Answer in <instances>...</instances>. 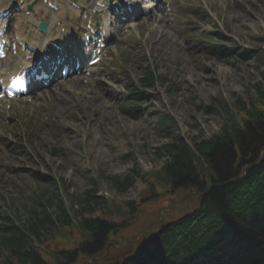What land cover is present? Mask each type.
<instances>
[{"label": "rangeland", "instance_id": "374dc122", "mask_svg": "<svg viewBox=\"0 0 264 264\" xmlns=\"http://www.w3.org/2000/svg\"><path fill=\"white\" fill-rule=\"evenodd\" d=\"M184 3L188 12L197 11L194 18L184 17L183 11L176 14ZM153 12L160 13L141 14L110 43L102 73L88 83L55 85L40 98L32 96L35 104L24 107V101H16L0 115V213L11 211L24 223L43 203L57 216L52 203L61 195L77 219L106 216L102 210L111 201L127 208L115 221L123 218L130 225L106 236V243L115 245L93 258L76 252L70 264H113L133 255L162 226L198 209L205 193L186 188L155 197L150 193L155 181L150 174L164 161L159 148L170 135L181 134L193 143L196 137L217 133L225 107L232 108L239 97L248 98L259 84L264 89V63L258 56H264V0H175L165 21ZM217 41L227 50L214 47ZM148 67L162 75L163 82L144 90L147 100L139 112L124 110L125 95L141 89L140 78ZM160 115H170V135L161 132ZM133 167L144 178L118 191L111 178L122 180ZM32 171L50 180H38ZM129 203L133 210L126 217Z\"/></svg>", "mask_w": 264, "mask_h": 264}, {"label": "trees", "instance_id": "16d2710c", "mask_svg": "<svg viewBox=\"0 0 264 264\" xmlns=\"http://www.w3.org/2000/svg\"><path fill=\"white\" fill-rule=\"evenodd\" d=\"M260 58L264 63V56ZM160 78L148 70L141 84L152 87ZM253 89L248 98L239 97L232 108L225 107L217 133L196 137L193 143L181 134L170 135L171 127L166 117L162 119V132L170 135V141L159 148L164 161L159 171L150 174L155 178L150 193L155 197L183 187L205 195L200 196L198 209L162 226L142 253L114 264H264V156L259 165L244 169L258 162L264 148V89L261 84ZM140 97L132 96L131 104ZM129 172L122 180L111 178L118 191L144 178L137 167ZM32 176L48 179L35 171ZM57 202L52 203L59 210L57 216L42 203L44 208L32 210L24 223L11 212L0 213V264H70L76 252H98L104 234L127 209L111 201L102 210L106 216L77 219L62 195ZM128 205L132 206L126 217L133 210V203ZM78 238L80 243L71 251L70 244Z\"/></svg>", "mask_w": 264, "mask_h": 264}, {"label": "bare ground", "instance_id": "6f19581e", "mask_svg": "<svg viewBox=\"0 0 264 264\" xmlns=\"http://www.w3.org/2000/svg\"><path fill=\"white\" fill-rule=\"evenodd\" d=\"M12 1L13 0H8V1L7 0H0V11L5 10L6 8L11 7ZM32 1H35V0H27V1H24L23 6H20V7L23 8V9H25L26 7L30 6V4H32ZM139 1L140 0H135V2L133 1L134 7H136V4L139 3ZM154 1H156V0H150V1H148V4L145 5L146 11H149L150 8H151V10L154 8V7H149L150 2L153 3ZM9 2H10V4H9ZM157 5H159V4H157ZM33 7L34 8H33V11H32V15L30 17L25 18V20L28 22V26L26 28L22 27V30H19V31H22L23 33H20L19 31H17L16 34L24 35V36L26 35L25 36L26 38H29V39L31 38L32 39L34 46L38 45V46H41V47L47 44L48 39H51V40L56 41L58 39H65L69 35H71L72 32H71V29L68 30V28H67L68 26L66 27V33L64 34V36L60 35L59 34L60 32H59L58 28L56 27V24L54 25L53 21H51L48 24V33H46L45 35H42V34L38 33L36 30H34V32L31 33L30 32V29L31 28H34V25H31V24L32 23L37 24L38 23V20L42 19V17H39L37 15V14H40V10L42 8V5L40 6V4L37 3ZM137 8H136V10H137ZM158 8H159V10H161L162 9V5H159ZM59 11L60 12L59 13H56V15H55V17L57 18V20H55L54 22L56 23L59 20V18H62L63 19L62 20V24L65 25V23H63V22H64V20H66V22H67V19H66V17L63 18V16L66 14V11L62 9V6H60V10ZM134 12L135 11H133V13H132L131 16H134L135 15ZM57 14H58V16H57ZM159 16L157 15V17H159ZM161 16H163V15L161 14ZM30 21H31V23H30ZM67 24H68V22H67ZM18 27H19V25L16 26V30H18ZM34 36L35 37H38V38L41 37V41H34L33 40V37ZM71 37H68V39H70ZM67 44L68 43H66L65 45H67ZM15 67H16V64L14 66V69H16Z\"/></svg>", "mask_w": 264, "mask_h": 264}, {"label": "flooded vegetation", "instance_id": "af4514ba", "mask_svg": "<svg viewBox=\"0 0 264 264\" xmlns=\"http://www.w3.org/2000/svg\"><path fill=\"white\" fill-rule=\"evenodd\" d=\"M107 244V243H106Z\"/></svg>", "mask_w": 264, "mask_h": 264}]
</instances>
